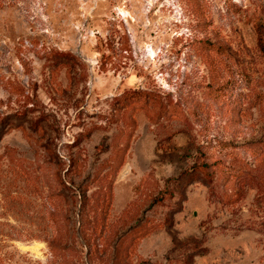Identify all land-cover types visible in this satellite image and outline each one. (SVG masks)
<instances>
[{"label":"rangeland","instance_id":"rangeland-1","mask_svg":"<svg viewBox=\"0 0 264 264\" xmlns=\"http://www.w3.org/2000/svg\"><path fill=\"white\" fill-rule=\"evenodd\" d=\"M0 264H264V0H0Z\"/></svg>","mask_w":264,"mask_h":264}]
</instances>
